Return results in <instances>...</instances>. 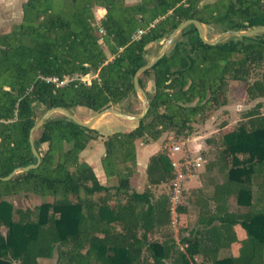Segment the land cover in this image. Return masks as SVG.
Returning <instances> with one entry per match:
<instances>
[{
	"label": "trees",
	"instance_id": "obj_1",
	"mask_svg": "<svg viewBox=\"0 0 264 264\" xmlns=\"http://www.w3.org/2000/svg\"><path fill=\"white\" fill-rule=\"evenodd\" d=\"M96 6L105 9L99 20ZM188 19H198L209 39V28H262L264 0H25L20 22L0 33V176L37 161L30 131L39 107L99 112L137 96L134 75L149 61L148 45ZM139 28L146 31L133 38ZM257 68L261 77L250 81ZM90 73L89 82L47 80ZM229 79L245 82L250 98L264 97V32L212 45L189 24L139 76L149 109L134 128L102 134L52 114L34 133L40 165L0 179V264H264L261 102L220 141L207 139V191L196 226L187 205L179 206L178 240L169 231L170 192H153L173 178L167 151L150 156L145 190L130 185L139 142L191 135L195 122L228 103ZM92 139L104 144L101 164L112 185L81 161ZM22 193L53 200L23 208L10 200Z\"/></svg>",
	"mask_w": 264,
	"mask_h": 264
},
{
	"label": "rangeland",
	"instance_id": "obj_2",
	"mask_svg": "<svg viewBox=\"0 0 264 264\" xmlns=\"http://www.w3.org/2000/svg\"><path fill=\"white\" fill-rule=\"evenodd\" d=\"M24 1L25 0H0V33L9 31L16 23L20 22L22 18V4ZM206 1L211 0H203V2ZM102 10L105 9L99 8L96 10L95 8L97 20H99L103 14ZM206 32L211 39L215 38L221 33L214 28H209L206 30ZM228 37L231 36L229 35L225 38ZM164 42L165 40H161L148 45L146 58L149 61L162 50ZM261 73L262 69H253L249 78L250 81H253L257 77H261ZM82 76L87 78V80H90L94 74H88L89 77L87 75H80V77ZM148 89L152 93L153 82L150 81L148 83ZM226 94L228 97V103L214 111H211L205 120L200 119L199 121L195 122L194 132L191 135L176 136V134L173 132L165 133L158 140L148 142L149 146L146 147L147 151H168L169 146L173 144H180L182 145V149L185 152L194 154L200 152L208 160V154H210V157L213 156V145L207 142L208 138H214L215 140L220 141L222 134L225 131L238 126L239 123L243 121V113L246 110L254 107L258 102L263 104L261 111L264 113V97H259L256 99L250 98L246 92L245 82L229 79ZM112 107L130 115L140 114L143 111V96L140 93H137V96L130 95ZM70 111L83 121L90 120L92 116L97 113L92 109L83 106L75 107ZM43 114L44 112L42 108L39 107L37 109L38 117H41ZM54 115L61 117L64 114L61 112H55ZM101 118L102 119H100L96 125L94 124L93 127L98 129L102 134H108L115 131H127L131 124L138 123V121L130 120L114 113H106ZM146 142L147 141H143L139 142L138 144L141 155L146 154L142 153L143 151H146V149L143 148L145 144L148 145ZM45 146L46 145L44 144L43 148H45ZM104 151L105 148L102 140L92 139L88 144V148L82 152L81 161L91 165L94 168L103 184L112 185L115 181L107 179L101 164V157ZM142 164L143 163H138L139 171L135 173L130 179V185L132 189L139 191L145 190L148 185L145 166L146 164ZM204 172L205 169L203 166L197 171L196 176L191 177L187 181L186 190L184 192L182 204L187 205L188 213L186 216L187 220H189L190 228L196 226L200 210L198 202L203 193L207 191L206 185L208 183V178ZM153 192L155 196H159L161 193H169L170 184L162 183L154 187ZM10 200L16 206L23 208H33L34 206L40 204L43 200L52 201L53 199L51 197L42 198L41 196L31 193H22L11 197ZM170 217L171 221L169 225V231L172 232L174 237L178 240L182 233L180 212L177 214L171 213ZM201 260V257L196 256V261ZM52 263V261L48 262V264Z\"/></svg>",
	"mask_w": 264,
	"mask_h": 264
},
{
	"label": "water",
	"instance_id": "obj_3",
	"mask_svg": "<svg viewBox=\"0 0 264 264\" xmlns=\"http://www.w3.org/2000/svg\"><path fill=\"white\" fill-rule=\"evenodd\" d=\"M189 24H194L196 26L198 32H199V35H200L201 39L203 41H205L206 43L212 44V45L217 44L218 42H220L222 39H224L226 36H229V35L230 36H233V35L253 36L255 34H259V33L264 32V27L255 28V29H252V30L230 29V30L222 31L220 34H218L213 39H209L205 35L204 26L202 25V23L198 19H188V20L182 22L165 39V42H164L162 50L159 53H157L150 61H148L147 63L142 65L136 71V73L134 75L135 90H136L137 93H140L143 96V111L140 114L130 115V114H127V113H124V112L120 111L117 108L107 107V108L97 112L94 116H92V118L90 120L83 121L80 118H78L75 114H73L70 110H68V109H66V108H64L62 106L52 107V108L48 109L42 115V117L36 122V124L32 127V129L30 131L31 147H32V150H33L35 156L37 157V161L35 163L28 164V165H26L24 167L16 168L10 174H8L6 176H0V179L8 180V179L12 178L16 173L27 171V170H29L31 168H35V167L40 165V163H41V155H40L39 151L37 150V148L35 147V144H34V140H33L34 133H35V131L38 128H40V126L45 122V120L48 119L55 112H61L65 116H67L68 118L73 119L75 122H77V123H79V124H81V125H83L85 127H93V125L106 113H114V114H117V115L122 116L124 118L130 119V120H135V121H139L140 119H142L148 112V109H149V98H148V95L145 92V90L140 86L139 76L143 72H145L146 70L152 68L160 60V58H162L166 54V52L168 51L170 45L172 44V42L174 41V39L176 38L178 33L181 30H183L186 26H188Z\"/></svg>",
	"mask_w": 264,
	"mask_h": 264
},
{
	"label": "built area",
	"instance_id": "obj_4",
	"mask_svg": "<svg viewBox=\"0 0 264 264\" xmlns=\"http://www.w3.org/2000/svg\"><path fill=\"white\" fill-rule=\"evenodd\" d=\"M145 31L146 30L143 28L137 29L133 34V38H139ZM75 79H81L85 82H89L91 80H87V78L83 76L80 77L79 75L66 76L63 79H59L58 77L47 78L48 81L56 82L58 85H64ZM167 155L170 158L173 172V178L170 182V211L172 214H177L179 213V206L183 201L187 181L191 177L196 176L197 171L201 167L205 166L204 164H206L207 159L200 152L196 154L185 152L180 144H173L169 146Z\"/></svg>",
	"mask_w": 264,
	"mask_h": 264
},
{
	"label": "crops",
	"instance_id": "obj_5",
	"mask_svg": "<svg viewBox=\"0 0 264 264\" xmlns=\"http://www.w3.org/2000/svg\"><path fill=\"white\" fill-rule=\"evenodd\" d=\"M128 3H133V2H136L137 0H126ZM96 8V10H98L99 8H101V9H103V7H100V6H96L95 7ZM95 10V9H94ZM103 11V14L101 15V17L104 15V13H105V10H102ZM100 17V18H101ZM99 19V18H98ZM100 119H102V118H100ZM99 119V120H100ZM98 120V121H99ZM97 121V122H98ZM97 122L95 123V125L97 124ZM137 124H131L130 125V127H129V129H127V130H130V129H132V128H134L135 126H136ZM112 133V132H111ZM109 134V133H108ZM144 144V143H143ZM149 146V143H148V145L147 144H145L144 146H143V148L144 149H146V147H148ZM143 149V150H144ZM154 152H156V150L155 151H147V149H146V151H143L142 153H146V154H143L144 155V157H143V155H141L140 154V150H139V148H138V152H137V159L140 161H138V163H143L146 167H147V164H148V161H149V158H150V156L152 155V154H154ZM104 154V152L102 153V155ZM142 164V165H143ZM138 171H139V169H138ZM99 177V176H98ZM100 179V178H99ZM101 181V180H100ZM101 183H102V181H101ZM139 191V190H138Z\"/></svg>",
	"mask_w": 264,
	"mask_h": 264
}]
</instances>
